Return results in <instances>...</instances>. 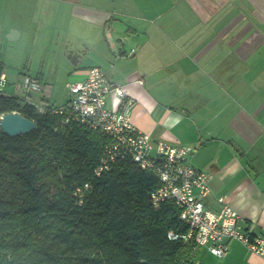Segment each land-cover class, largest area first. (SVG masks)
Instances as JSON below:
<instances>
[{"label":"crops","instance_id":"0c3cea01","mask_svg":"<svg viewBox=\"0 0 264 264\" xmlns=\"http://www.w3.org/2000/svg\"><path fill=\"white\" fill-rule=\"evenodd\" d=\"M15 41L30 54L70 46L49 49L50 80L63 73L59 61L72 78L67 83L102 69L132 100L140 131L192 149L186 158L211 175L205 208L219 210L222 198L247 234L264 236V0H0L7 96L29 76L7 73L6 52ZM76 42L80 49L71 46ZM36 78L44 83L43 72ZM57 92L51 89L46 101L63 105L70 96ZM114 102L107 98L108 107ZM226 243L242 248L245 264H264L239 242Z\"/></svg>","mask_w":264,"mask_h":264},{"label":"trees","instance_id":"16d2710c","mask_svg":"<svg viewBox=\"0 0 264 264\" xmlns=\"http://www.w3.org/2000/svg\"><path fill=\"white\" fill-rule=\"evenodd\" d=\"M14 112L35 129L0 128V264H195L179 210L150 201V172L118 158L96 175L99 131L0 95V116Z\"/></svg>","mask_w":264,"mask_h":264},{"label":"built area","instance_id":"2783aa9c","mask_svg":"<svg viewBox=\"0 0 264 264\" xmlns=\"http://www.w3.org/2000/svg\"><path fill=\"white\" fill-rule=\"evenodd\" d=\"M105 29L110 35V27L107 25ZM134 51L132 49L130 53ZM6 82V74L0 73L2 96H7L2 91ZM16 89L15 96L8 97H15L35 113H50L59 117L60 126L75 123L97 130L106 137L96 175L107 170L118 158H129L150 172L157 181L150 193V201L154 208L168 202L179 210V219L188 226L187 235L182 236L184 240L205 248L218 259L227 254V241L239 242L264 262V236L247 234L240 226L237 212L222 198H218L219 210L205 208L211 175L195 168L186 158L192 149L173 148L166 142L153 141L140 131L131 120L132 100L121 87L109 84L102 69L89 68L84 81L67 83L70 98L59 107L46 101L49 87L36 77L23 76ZM112 95L115 102L113 107H108L107 98ZM168 237L176 239L179 236L169 233Z\"/></svg>","mask_w":264,"mask_h":264},{"label":"rangeland","instance_id":"374dc122","mask_svg":"<svg viewBox=\"0 0 264 264\" xmlns=\"http://www.w3.org/2000/svg\"><path fill=\"white\" fill-rule=\"evenodd\" d=\"M72 31H74V29ZM110 35H111V29H110ZM70 37L72 39H76L75 36H70ZM10 43H11L10 47L8 48L6 52V57L10 59V62L7 60L4 62V64L8 66L9 67L8 69L10 70L7 73L16 74V75L25 74V75H29L32 77L33 76L36 77V76H40V73L43 72V76H44L43 84H46L49 87V93H50V90L53 89L54 93L56 92V95H58L57 91H60L61 89H63L64 93H67V95H69L66 89V84L67 82L72 81V78L69 77V75H66V72L63 70L64 62L62 61H59L58 63L56 62V64H58V68H60L64 74L59 73L56 80L48 79V73L55 71V66L54 64H51V60L49 59L48 52L50 53L49 49H54V48L58 49V51L62 48L64 52H67V50H70V46H66L65 48H63V46L60 44L59 45L56 44L50 47L43 46L42 48H39L40 50H37L35 52L33 51L30 54L28 50L25 53H23V51H21L20 46H15V44L18 43L17 41L10 42ZM71 46H74L75 48L80 49V46H78L77 42L71 43ZM4 51H5V48L2 49V55L5 56ZM28 57H30V59H28ZM26 62H27V65L25 66ZM18 82L17 83L14 82V84L11 86L12 93L9 95H15L17 93L16 87H17ZM139 83L141 84V82ZM14 88H15V91H14ZM9 90L11 91V88L6 89L5 92L3 89V93H9L10 92ZM62 103L63 101L58 102L56 100L54 105L56 107H59L62 105ZM238 247L239 248L231 249V246H230L227 252V257L223 259L222 258L218 259L215 256H212L210 253H208V251L205 248L196 247L192 251L191 260L195 264H245L244 252H242V248L240 246Z\"/></svg>","mask_w":264,"mask_h":264},{"label":"water","instance_id":"95a60500","mask_svg":"<svg viewBox=\"0 0 264 264\" xmlns=\"http://www.w3.org/2000/svg\"><path fill=\"white\" fill-rule=\"evenodd\" d=\"M0 128L10 137L32 132L35 123L19 113H7L0 116Z\"/></svg>","mask_w":264,"mask_h":264}]
</instances>
